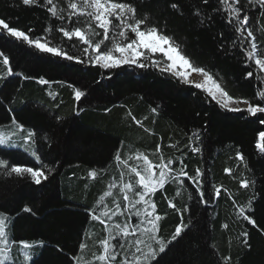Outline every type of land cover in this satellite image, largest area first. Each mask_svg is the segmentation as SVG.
Returning a JSON list of instances; mask_svg holds the SVG:
<instances>
[{
  "label": "trees",
  "instance_id": "16d2710c",
  "mask_svg": "<svg viewBox=\"0 0 264 264\" xmlns=\"http://www.w3.org/2000/svg\"><path fill=\"white\" fill-rule=\"evenodd\" d=\"M131 2L139 15L147 13L151 23L173 37L194 66L210 71L234 97L258 101L256 92L264 87L257 79L260 71L254 63L246 62L238 44L233 47L236 34L226 24V17L213 11L219 7L218 0H209L206 7L202 6V0ZM173 2L181 7L172 9ZM241 2L249 8L258 42L264 44V32L256 31L264 28V17L248 6L247 0ZM198 7L205 17L210 15L212 19L200 23V18L193 14ZM0 19L21 30L32 28L33 34L41 36L51 23L52 43L67 48L70 53L74 51L70 43L64 42L62 34L55 31L59 21H54L45 8L25 6L22 0H0ZM0 51L9 55L16 73L8 76L0 59V100L3 101L0 133L12 136L16 142L22 140L16 125L11 123L13 116L25 125V130L36 131L35 147L41 161L29 155L31 147L25 152L19 143L0 145V158L33 167L42 162L55 169L42 185H35L27 177L8 178L0 172V212L6 211L13 221L11 235L29 242L34 239L45 242L31 253L34 258L29 264H69L77 254L76 246L81 238L89 245L84 253L86 259H91L92 252H98L97 241L103 238V228L87 218L86 210L96 206L113 178L119 181L120 169L113 159L117 147L124 158L145 152L155 161L151 153L159 143L166 157H175L180 153L167 145L179 143L182 147L187 143V135L197 128L202 132L204 150L195 156L189 153L185 159L189 175L201 167L206 171V196L213 185L223 186L232 195L222 194L206 205L196 204L195 185L187 177L179 197L175 184L166 185L163 192H158L153 199L163 217L164 238H170L180 222L179 214L169 208L164 197L177 207L191 208L184 212V222L191 221L190 231L173 242L166 254H161L159 264H218V258L224 256L231 257L230 264H264V152L257 147L264 125L258 123L257 117L221 109L209 102L210 98L201 90L155 67L122 66L109 72L39 52L6 33L0 36ZM247 71H252L253 76L245 78ZM19 73L37 78L24 79ZM40 76L50 83L40 84ZM68 84L81 87L87 93L86 98L75 101L73 88ZM153 107L157 108L156 113L151 112ZM77 108L82 111L77 112ZM56 115L63 120L56 121ZM257 116L264 118V114ZM132 117L140 120L142 126ZM237 152L243 155V161L238 159ZM129 162L134 164L133 159ZM226 169H231V174ZM91 170L98 171L97 178L89 175ZM241 179L254 180V187L241 188ZM253 195L254 213L249 210L245 214H252L255 225L239 214L241 207L247 209V201ZM105 202L111 206V198ZM25 206L32 212H24ZM224 223L229 225L228 229L222 227ZM241 231L249 233L250 246L242 243ZM84 233L90 235L83 236Z\"/></svg>",
  "mask_w": 264,
  "mask_h": 264
},
{
  "label": "snow or ice",
  "instance_id": "6c2138e0",
  "mask_svg": "<svg viewBox=\"0 0 264 264\" xmlns=\"http://www.w3.org/2000/svg\"><path fill=\"white\" fill-rule=\"evenodd\" d=\"M218 3L219 7L213 11L224 15L226 24L231 26L236 34L233 47L238 44L243 50L246 62L254 63L259 69L260 75L257 79L264 85V44L258 42V37L251 26L252 17L249 15V8L242 4L241 0H218ZM22 4L45 8L54 21H59L55 31L62 34L64 42L70 43L74 51L70 53L67 48L52 43L49 39L53 32L51 23L44 29V35L41 36L33 34L32 28L27 31L21 30L10 26L5 19H0V36L6 33L7 36L26 43L39 52L77 64H88L109 72L122 66L140 69L155 67L162 73L167 72L173 75L182 83L194 85L210 98L209 102H214L219 108L233 112H247L252 117H257L260 125H264V118L257 116V114H264V87L256 92L258 101L234 97L210 71L194 66L183 54L179 45L174 42L173 37L165 34V29L150 22L147 13L139 15L137 7L131 0H62V3L59 0H43L42 3L41 0H22ZM208 5L209 0H202V6ZM247 5L255 8L260 12L261 17H264V0H247ZM170 7L178 10L181 5L173 2ZM193 14L200 18L202 24L205 19H212L210 15L205 17L199 7ZM256 31L264 32V28ZM76 41H79V44ZM155 53L163 54V59H153L152 54ZM0 59L7 69L8 76L16 74L10 64L9 55L5 51H0ZM178 66L179 69L186 68L190 71L178 70ZM192 73L200 74L203 80L189 79ZM253 74L252 71H247L245 78H250ZM18 75L23 76L24 79L37 78L25 76L23 73ZM38 80L40 84L50 83L43 76L38 77ZM59 83L64 84L66 81ZM68 87L73 88L75 101L79 102L86 98L87 93L81 87L75 84H68ZM49 96H53V93L49 92ZM241 105L244 107L242 108ZM0 107H3L2 100H0ZM76 111L79 112L82 109L77 108ZM151 112L156 113L157 108L153 107ZM54 119L58 122L63 120L59 115L54 116ZM132 119L142 126L140 120H136L135 117ZM11 123L16 125L22 140L16 142L12 136L0 133V145L15 146L19 143V146L25 148V152H29L31 147L29 155L36 161H41V155L35 147L38 133L32 129L25 130V125L14 116L11 117ZM15 135L16 133H13V136ZM167 147L176 149L180 155L166 157L163 146L159 143L156 144L155 151L151 153L155 161L145 152H137L135 157L124 158L121 148L115 149L113 159L117 168L120 169L119 181L113 178L107 186L108 190L104 191L96 201V206L86 210L87 218L99 223L103 228V238L97 241L98 252H92L91 259H86L84 253L89 245L81 238L76 246L77 254L69 260V264L73 262L74 264H159L161 254H166L173 242H178L187 231H190L191 221L184 222V212L191 211V208L188 205L177 207L171 199L164 197L168 200L169 208L180 216V222L170 238H164L161 234L163 217L157 212V204L153 197L158 192H163L165 186L169 184L178 186L176 196L179 197L185 189V177L195 185L196 204L206 205L222 194L231 197L232 194L228 193L227 189L215 185L208 190L206 196V171L201 167H196L194 175H189L185 159L189 153L195 156L204 150L202 132L199 128L187 135V143L182 147L179 143L169 144ZM257 147L264 152V131L259 132ZM236 156L239 160H244L240 152H237ZM132 159H135L137 163L130 164L129 161ZM54 170V167H49L42 162L40 166L33 167L22 163H11L9 159L0 158V172L4 176L27 177L35 185H42L43 182L48 181ZM104 171L100 169V172ZM225 171L231 174V169ZM89 175L97 178L98 171L91 170ZM239 184L241 188L249 189L254 187L255 181L241 179ZM106 198H111V206L105 202ZM188 198L192 199V196L189 195ZM255 198L253 195L247 201V209L244 207L239 209L240 216L252 225L256 224L252 214L245 213L249 210L254 213L252 204ZM233 204L235 205V199ZM23 211L31 213L32 209L25 206ZM13 227V221L7 212H0V264H29L32 260L31 253L37 247H43L45 242L42 239L29 242L27 239L15 238L11 235ZM222 227L228 229L229 225L224 223ZM89 235L83 234V236ZM240 237L244 245L250 246L249 233L241 231ZM230 260V256H224L218 258V264H230Z\"/></svg>",
  "mask_w": 264,
  "mask_h": 264
},
{
  "label": "rangeland",
  "instance_id": "374dc122",
  "mask_svg": "<svg viewBox=\"0 0 264 264\" xmlns=\"http://www.w3.org/2000/svg\"><path fill=\"white\" fill-rule=\"evenodd\" d=\"M153 55V59H163V54H161V53H155V54H152ZM178 70H181V71H190V69H179V66H178ZM189 79H193V80H196V81H202L203 80V77L202 76H200V74H197V73H192L190 76H189ZM192 86H194V85H192ZM241 107L243 108L244 106L243 105H241ZM12 132V131H11ZM7 136H9V135H7ZM133 157H135L134 155H133ZM134 160V164H136L137 163V161L135 160V159H133ZM36 252V249L34 250V253ZM31 257L32 258H34V255L33 254H31ZM30 262V261H29Z\"/></svg>",
  "mask_w": 264,
  "mask_h": 264
}]
</instances>
